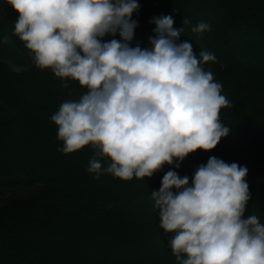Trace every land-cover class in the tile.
<instances>
[{
    "label": "clouds",
    "instance_id": "clouds-1",
    "mask_svg": "<svg viewBox=\"0 0 264 264\" xmlns=\"http://www.w3.org/2000/svg\"><path fill=\"white\" fill-rule=\"evenodd\" d=\"M18 13L13 35L40 69L86 89L65 100L50 120L58 149H94L88 172L144 180L169 165L150 195L159 226L177 264H264V223L245 215L250 200L247 166L210 156L191 183L176 169L198 149L208 152L228 136L220 110L231 106L222 83L204 65L172 15L153 17L147 46L133 45L138 0H3ZM201 21L192 28L204 33ZM119 37L117 39L116 37ZM111 37V39H105ZM4 35L0 42L8 43ZM99 157V159H98ZM110 161L102 167L103 161Z\"/></svg>",
    "mask_w": 264,
    "mask_h": 264
},
{
    "label": "trees",
    "instance_id": "trees-1",
    "mask_svg": "<svg viewBox=\"0 0 264 264\" xmlns=\"http://www.w3.org/2000/svg\"><path fill=\"white\" fill-rule=\"evenodd\" d=\"M138 2L132 44L147 46L153 17L172 15L176 29L189 20L180 40H189L197 55L216 56L204 67L231 102L220 110L228 136L208 152L189 154L176 171L191 183L196 167L210 156L247 166L245 215L256 214L264 223V0ZM17 19L0 0V38L9 37L0 42V264H177L168 245L172 234L159 226L150 195L170 166L145 181H122L109 173L95 179L88 172L91 146L58 151L62 142L50 117L86 89L71 80L64 85L50 69L35 66L13 35ZM201 21L210 29L193 32ZM108 163L105 159L102 167ZM99 255L114 260L101 263Z\"/></svg>",
    "mask_w": 264,
    "mask_h": 264
},
{
    "label": "rangeland",
    "instance_id": "rangeland-1",
    "mask_svg": "<svg viewBox=\"0 0 264 264\" xmlns=\"http://www.w3.org/2000/svg\"><path fill=\"white\" fill-rule=\"evenodd\" d=\"M61 81H62V83L65 85L66 82L69 81V79H63V80L61 79ZM133 212H134V211H133ZM114 258H115V259H118V257H114ZM99 259L101 260V261H100L101 263H104V262H106L107 260H114L113 258H108V259H107V257H105V256L103 257V256H101V255H99Z\"/></svg>",
    "mask_w": 264,
    "mask_h": 264
}]
</instances>
